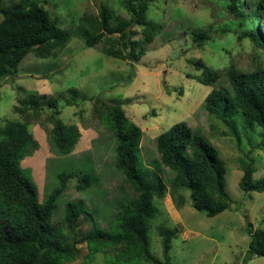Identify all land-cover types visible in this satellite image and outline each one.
Returning <instances> with one entry per match:
<instances>
[{
  "label": "rangeland",
  "instance_id": "obj_1",
  "mask_svg": "<svg viewBox=\"0 0 264 264\" xmlns=\"http://www.w3.org/2000/svg\"><path fill=\"white\" fill-rule=\"evenodd\" d=\"M17 1L4 0L3 5ZM125 1L41 0L43 7L58 18L59 27L71 33L80 18L96 17L102 4L114 16L128 19ZM243 1L241 11L251 14L252 1ZM228 5V0L149 3L147 17L159 28L152 42L143 44L144 52L137 64L104 54V50L117 47L114 36L106 35L99 45L87 48L72 35L55 56L42 60L28 54L18 65L15 76L0 79V128L9 121L22 122L24 116L29 118L27 131L36 149L23 159L20 167L35 186L39 202L57 186V175L61 172L85 169L94 177L92 187L85 192L75 190V179L69 181L56 203L53 222L63 216L67 202H80L93 212V221L107 229L122 197H134L123 176L113 167L112 135L96 118L94 101L88 100L97 96L108 104L120 105L128 122L139 128L141 162L153 168L166 187L164 198L153 202L159 215L148 232L150 255L163 260L160 230L167 228L175 229L177 235L170 243V264H264L263 258L248 254L250 237L246 231L248 224L252 230L264 231V191L245 193L238 186L242 166L246 165L253 169L254 180L264 181L261 129L236 117L231 120L235 138L204 107V99L213 88L227 87L223 72L229 65H235L242 73L251 71L256 63L264 67V51L243 36L251 29L249 20L243 22L234 16ZM253 24L257 35L264 39V17ZM114 25L112 20L111 26ZM136 30L135 39L141 41L142 33ZM196 31L204 33L201 46L194 41ZM197 60L221 71L220 82L208 87L188 78L200 74L194 67ZM70 89L77 91L73 104ZM31 96L39 101L56 99L58 118L63 124L77 128L80 137L70 154L60 155L51 142L53 125L49 109L43 107L38 116H32L30 110L25 115L16 110L27 105ZM179 122L206 139L225 166V186L231 205L215 217L207 218L195 211L190 205L189 191L173 185L168 169L157 165L156 138ZM91 225L80 217L75 228L80 236H85L92 233ZM76 249L75 260L67 264H105L101 253L88 260L84 243Z\"/></svg>",
  "mask_w": 264,
  "mask_h": 264
},
{
  "label": "trees",
  "instance_id": "obj_2",
  "mask_svg": "<svg viewBox=\"0 0 264 264\" xmlns=\"http://www.w3.org/2000/svg\"><path fill=\"white\" fill-rule=\"evenodd\" d=\"M3 1L0 0V79L15 76L18 65L28 54L42 60L55 56V52L65 48L72 35L87 48L99 45L106 35L114 36L117 47L104 50V54L137 64L144 52L143 44L152 42L159 28L147 17L149 3L156 0H126L124 8L128 19L114 16L102 4L96 17L80 18L73 33L59 27L58 18L43 7L41 0H18L8 5H3ZM251 1L254 11L248 15L241 11L243 0H228V8L243 22L249 20L251 29L243 36L264 51V39L257 35L253 24L264 17V0ZM112 20L114 26H111ZM136 29L142 33L141 41L135 39ZM193 36L201 46L204 33L196 31ZM194 67L200 74L188 78L208 87L220 82L221 71L200 60ZM223 76L227 87L213 88L204 99L207 114L221 120L235 138L237 134L231 120L236 117L249 126L259 127L264 137V67L256 63L251 71L242 73L231 64ZM70 94L73 104L76 89H70ZM88 100L94 101L96 118L112 135L115 143L113 167L123 176L134 197H122L107 229L100 228L93 221V212L80 202H67L63 216L53 222L56 203L69 181L75 179V190L85 192L92 187L94 177L83 171L85 169L61 172L57 175V186L39 202L35 186L20 167L23 159L36 149L27 131L29 118L24 116L22 122L9 121L0 128V264L71 263L76 258V246L83 243L88 260L101 253L105 264H170L168 254L170 243L177 236L175 229L160 230L162 261L149 253L148 232L153 219L159 215L153 202L164 198L166 187L157 172L141 162V131L128 122L120 105L108 104L97 96ZM43 107L51 111L52 144L60 155L70 154L78 143L79 132L58 118L56 99L39 101L31 96L27 105L16 110L22 115L30 110L32 116H38ZM155 150L157 165L168 169L173 185L189 191L190 205L195 211L212 218L229 209L226 169L216 149L206 139L179 122L158 135ZM253 172L250 165L242 166L238 186L245 193H262L264 181L254 180ZM80 217L92 224V233L85 236L77 233L75 224ZM251 230L248 224V254L264 259V231Z\"/></svg>",
  "mask_w": 264,
  "mask_h": 264
}]
</instances>
